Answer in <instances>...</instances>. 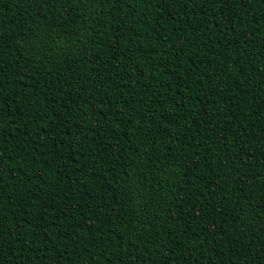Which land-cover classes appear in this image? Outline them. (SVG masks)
<instances>
[{
	"label": "trees",
	"instance_id": "obj_1",
	"mask_svg": "<svg viewBox=\"0 0 264 264\" xmlns=\"http://www.w3.org/2000/svg\"><path fill=\"white\" fill-rule=\"evenodd\" d=\"M0 264H264V0H0Z\"/></svg>",
	"mask_w": 264,
	"mask_h": 264
}]
</instances>
